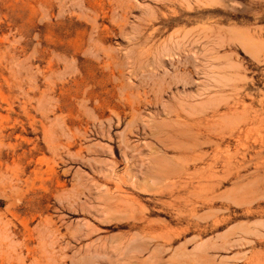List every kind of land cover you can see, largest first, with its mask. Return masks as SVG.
<instances>
[{"label":"rangeland","instance_id":"rangeland-1","mask_svg":"<svg viewBox=\"0 0 264 264\" xmlns=\"http://www.w3.org/2000/svg\"><path fill=\"white\" fill-rule=\"evenodd\" d=\"M0 264H264V0H0Z\"/></svg>","mask_w":264,"mask_h":264}]
</instances>
